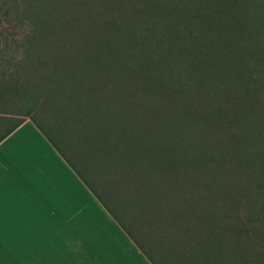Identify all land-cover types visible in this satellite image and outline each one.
I'll return each instance as SVG.
<instances>
[{"label":"trees","instance_id":"16d2710c","mask_svg":"<svg viewBox=\"0 0 264 264\" xmlns=\"http://www.w3.org/2000/svg\"><path fill=\"white\" fill-rule=\"evenodd\" d=\"M67 1L91 24L70 12L65 31L32 32L22 60L25 77L16 82L23 85L19 95H31L62 119L66 138L81 142L78 148L88 150L97 166L107 172L119 167L122 187L133 183L138 211L160 209L162 198L173 201L164 190L176 181H213L216 162L226 158L237 167L244 140L264 137V0ZM180 69L187 75L183 83L175 75ZM5 83L0 80V89ZM155 96L164 106L152 104ZM24 118L70 162L30 112L0 127V140ZM178 118L198 131H219L224 144L214 136L212 151L189 149L183 140L192 131H176ZM6 122L8 116L0 115V126ZM248 157L261 158V152L252 149ZM192 212L188 206L190 214L182 216L189 220ZM182 216L170 210L171 220ZM174 239L177 250L169 257L178 260L184 242Z\"/></svg>","mask_w":264,"mask_h":264},{"label":"rangeland","instance_id":"374dc122","mask_svg":"<svg viewBox=\"0 0 264 264\" xmlns=\"http://www.w3.org/2000/svg\"><path fill=\"white\" fill-rule=\"evenodd\" d=\"M124 1L129 3L132 0H121ZM75 10L67 0H0V80L3 81L4 78L6 82L0 89V115L5 114L9 118V122L0 127L6 128L23 114L30 112L155 264H264V137L244 140L241 146L243 156L237 167L226 158L216 162L217 167L212 170L213 181L184 180L182 185L177 181L172 183L173 188L165 189L164 193H169L168 196L174 198L173 201L162 198L161 208L148 210L147 213L144 211L148 215L146 216L143 211L136 209L137 205L135 207L136 201L131 194L133 183L122 187L119 182L125 178L119 167H112L107 172L97 166L94 159L87 156L88 150L78 148L81 142L66 138L64 125L59 127L62 119L47 112L49 108L35 102L31 95H19L23 85L16 82L25 77L22 60L26 46H31L26 42L31 33L65 31L69 27V21L65 28L64 20L70 18V12L74 16L78 14L83 24H91L89 17ZM56 32L53 36L58 34ZM46 46L51 47V44ZM180 71L175 75L177 81L183 83L187 75L182 69ZM106 97L110 99L109 96ZM151 102L158 107L165 103L159 102L156 96ZM179 112L180 110H176L173 114L179 117ZM127 119L128 124H134L132 118ZM187 122V118H178L175 128L183 134L185 131H192L188 134V144L183 140L184 146L191 150L193 145H197L201 149L212 151L210 148L214 136H217V142L222 138L219 131H198ZM47 124L65 141L68 139L71 145L67 147ZM244 125L240 128L246 134L248 128ZM259 125L261 133H264V120L259 121ZM234 127L233 125L231 129ZM143 140L145 144L148 143L146 139ZM252 149L259 150L261 158H249L248 153ZM108 192L112 197L106 194ZM188 206L193 208V212L190 219L185 220L183 216L190 214H186ZM171 209L178 216L183 215L178 222L171 220ZM160 216L162 219L158 220ZM174 238L178 242H184L179 248L181 252L178 260L175 256L169 257L177 250Z\"/></svg>","mask_w":264,"mask_h":264},{"label":"crops","instance_id":"0c3cea01","mask_svg":"<svg viewBox=\"0 0 264 264\" xmlns=\"http://www.w3.org/2000/svg\"><path fill=\"white\" fill-rule=\"evenodd\" d=\"M29 118L0 140V264H154Z\"/></svg>","mask_w":264,"mask_h":264}]
</instances>
